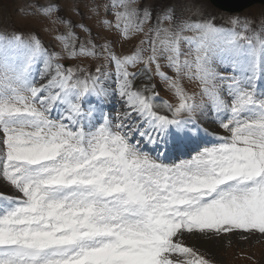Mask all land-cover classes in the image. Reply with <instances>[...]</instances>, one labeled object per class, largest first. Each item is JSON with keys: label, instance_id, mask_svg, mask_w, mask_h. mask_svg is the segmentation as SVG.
Listing matches in <instances>:
<instances>
[{"label": "snow or ice", "instance_id": "6c2138e0", "mask_svg": "<svg viewBox=\"0 0 264 264\" xmlns=\"http://www.w3.org/2000/svg\"><path fill=\"white\" fill-rule=\"evenodd\" d=\"M65 2L0 27V264H218L264 239V14L74 0L73 22Z\"/></svg>", "mask_w": 264, "mask_h": 264}, {"label": "rangeland", "instance_id": "374dc122", "mask_svg": "<svg viewBox=\"0 0 264 264\" xmlns=\"http://www.w3.org/2000/svg\"><path fill=\"white\" fill-rule=\"evenodd\" d=\"M29 0H0V27L5 28H23L27 29L30 27H34L31 23L24 22L20 19L19 15L17 14V9L20 8L22 5L27 4ZM35 2V0H33ZM74 0H66L65 3H63V11L61 12L62 16L70 17L73 22H76L81 19L80 16L75 15L70 9L73 4ZM76 2L79 3L80 7V13L82 15L87 16L88 15V9L85 7L84 2L82 0H76ZM162 2H166V0H162ZM179 5L183 4H191L195 7L201 8L204 13L210 14L211 16L215 17L216 23L218 25L224 24L226 21L229 20L231 17H252L257 18L260 17L262 14H264V7L262 5H253L249 8H246L245 10L238 12V13H225L221 12L218 9L213 8L207 0H178ZM195 7L193 8V11H195ZM85 24L93 25V20H84ZM54 29H57L55 31L56 35L63 34L64 28L63 26H50ZM93 35L96 33V28H92ZM77 35L79 37V42H83L85 40L84 35H80L79 31L77 30ZM142 37H134L130 41L125 40L123 37H121V40L119 43H117L114 46V51L117 54H131V51L134 50L133 45L139 44V39ZM47 37H45V41L47 42ZM146 47V46H145ZM147 54V53H146ZM91 63L87 66L91 67L94 70V67L98 63H103L104 61L97 60L94 57L88 58ZM65 63L75 66L77 63L76 60H67ZM86 66V65H81ZM138 67H140L138 65ZM154 67V66H153ZM133 69H130L132 71ZM156 81L159 80V77L155 78ZM139 83V81H137ZM183 83L186 85L187 90L189 91H199V88L197 87L196 82H189L187 80L183 81ZM157 91L159 92V97L163 100H168L169 102H173L171 98L172 93L169 92L162 84H160L157 88ZM207 123V122H205ZM208 125H211V129H214L213 126H215V133L219 131L217 128V125L207 123ZM215 255L217 257L218 264H264V239H252L249 241H240L237 240L233 243H228V241H225L224 246L220 248L219 250H215Z\"/></svg>", "mask_w": 264, "mask_h": 264}, {"label": "water", "instance_id": "95a60500", "mask_svg": "<svg viewBox=\"0 0 264 264\" xmlns=\"http://www.w3.org/2000/svg\"><path fill=\"white\" fill-rule=\"evenodd\" d=\"M210 2L217 8L230 12L240 11L253 3L264 4V0H210Z\"/></svg>", "mask_w": 264, "mask_h": 264}]
</instances>
